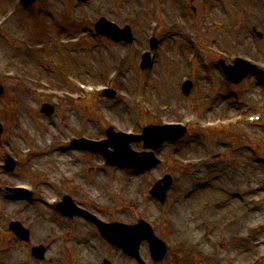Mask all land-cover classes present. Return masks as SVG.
I'll return each mask as SVG.
<instances>
[{
    "label": "rangeland",
    "instance_id": "374dc122",
    "mask_svg": "<svg viewBox=\"0 0 264 264\" xmlns=\"http://www.w3.org/2000/svg\"><path fill=\"white\" fill-rule=\"evenodd\" d=\"M12 1L0 0L1 17L10 9ZM101 1L38 0L31 9L21 8L11 21L13 22L12 29L16 28L18 32H23L33 46L45 44V53H39L36 50L29 51L32 57L28 59L29 56H26L24 50L11 37L0 33V68L22 69L25 64L32 65L27 62L28 59L30 63H37L33 65L35 66L33 77L38 76L39 79H44L46 82L56 81L58 85L64 83L67 88H70L71 85L66 79L68 74L80 77L84 82H93L99 80L100 71L107 73L110 69L106 68L108 62L115 61L109 56V52L117 56L119 53L130 51L132 58L135 56L134 58L137 60V52L141 48L147 47L145 39L148 23L155 19L160 21L159 16L154 15L153 9H151L156 0H107L112 7L109 10L113 19L119 18L118 9L125 13L128 12L126 11L128 9L140 13L133 21L129 19V21L135 22L136 39L132 45H129L131 43L115 44L106 38H101L103 39L101 40L98 37H91L84 40L79 46L80 48L66 50L58 46V38L70 34L72 37L87 30L91 20L95 21L99 15L105 13V10L101 9ZM164 1L167 8L172 11V18L192 21L189 28L180 32L176 29L171 33L168 40L170 47L165 43L160 60L151 71L137 69L135 60H131L123 70L121 80L114 86L118 95L112 98L106 95L101 96L100 99L105 100L103 103H99L96 98H90L79 104L65 101L56 107L53 100L39 98L28 86L25 88L23 83L5 82L1 79L7 84L5 94L0 98V120L5 123L4 127L7 129L6 134L1 136L4 142L2 152L5 154L7 150L10 151L7 142L12 143V147H25L32 144L35 138L42 140L46 135H54L51 138L58 141L59 147H62L61 141L66 135L70 136V132L83 128L85 133L93 138L106 137V130L110 126L115 129L123 126L127 130L137 116L142 117V124L138 127V131L142 132L144 127L157 124L162 118L175 120L188 114H196L205 122L212 121L221 114L225 117L232 116L239 110H245L252 106L255 108L250 109L249 113L257 111L258 103L264 101V85H259L255 77H248L239 85L225 84L224 77L221 76L218 69L213 67L220 58L226 59L223 54L212 56L204 51L198 53L199 59L195 61L191 69L194 73L192 77L194 88L190 95L183 94L178 84L188 68L185 60L192 46L186 36L188 30L203 31L211 19L217 17L212 16L216 9L223 17L226 14L233 16V6L239 1H242L244 7L241 16L237 18L234 15L239 23L247 25L250 22H260L257 27L251 23L247 38L243 36L245 32L234 33L236 39L242 43L240 49L245 55L252 58H256L260 54L264 55V25L261 23L264 20V9L258 7L256 12L254 11L259 0ZM214 3L217 4L215 10L212 6ZM74 5L77 7L76 11L73 8ZM139 7L143 12L134 10ZM39 8H44V12L39 13ZM81 18H86V22H82ZM256 29L263 33L262 39H259L256 33L254 35ZM212 30L210 43L219 44L226 53L232 52L230 47V41L233 39L232 34L223 32L228 39H225L223 43L218 41L216 28ZM200 48L204 50V47ZM43 58L57 62L60 67L52 69L43 67L45 64ZM92 62L97 63L95 64L96 68L92 66ZM104 64L106 66H103ZM207 64L211 67L207 68ZM148 79L149 82H146ZM23 93H26V98L21 96ZM138 94L145 95L152 107L157 104L171 105V111L165 115L152 117L145 106L142 109L134 108L131 100ZM106 101L110 105L109 103L104 104ZM44 104H51L55 107L56 111L53 116L41 114L40 105ZM11 106L17 107L18 112H12ZM113 111L117 113L113 114ZM68 116L69 118H67ZM114 116L116 117L114 118ZM109 121L111 125L107 124ZM192 125L182 136L183 138L181 137L182 140L175 144L166 143L161 152H156L157 158L161 161L164 160L160 165H157L151 172L137 174V179H139L137 189H140L141 186L144 187V194L141 197L142 208L127 213V220L130 221L124 222L137 224L139 218H147L155 226L156 235L165 240L169 249L167 258L163 262L156 263L151 259L148 243L144 242L140 251L142 260L145 264H211L214 262L213 259L221 253L230 260L228 264H251L256 260V264H264V190L260 192L262 194L261 201L258 198L259 193L254 196L250 191L254 184L264 183V124H241L227 128L219 127V129L214 127L203 129V123ZM9 128L16 135L15 138L9 137ZM23 128H27L26 131ZM133 146L139 152H150V150L144 149L143 142L134 143ZM66 150L68 152L64 153L70 154L73 158L68 157L69 162L43 163L42 160L52 157L49 153L46 156L37 157L30 163L25 161L22 168L16 171L17 174L20 173L18 175L20 179L11 177L10 174L8 178L14 179L13 182L33 181L47 196H53L58 194V186H54L56 188L54 192L48 191L50 183L45 176L38 172V168L59 181L61 172L72 171L77 167L81 168L84 170V174L79 178L77 176V181L65 183L61 180L64 188L66 187L73 193L74 201L79 208L95 214L102 221H110L108 223L118 221L114 214L110 215L107 212H102L99 217L97 214L99 209L90 200L98 192L95 190L97 189L94 183L95 178H109L110 181L119 178L123 181L127 170L108 167L105 171H101L98 170L97 163L99 160H103L102 155L73 148H66ZM181 157H202L210 160L206 165L181 167L172 161L174 158ZM209 170L215 172L213 173L214 179L208 177ZM251 170L256 174L253 175L254 177L250 175ZM167 173L173 174L176 178L165 202L161 203L159 200L151 198L149 188L156 184L159 177ZM126 176L131 175L127 174ZM5 183L8 182L5 181ZM188 183H194L190 185L193 190H191L192 192L189 190V193L183 190L187 188ZM214 183L218 184V191L212 189ZM43 184H46L45 188L48 190L42 187ZM180 186H183V189H179ZM194 189L196 190L194 191ZM102 191L106 192L105 189ZM179 191L184 193H179ZM237 192L239 195L233 196ZM139 194L141 193L139 192ZM98 195H103V192ZM233 197L237 199V205L226 206ZM215 198L218 199L215 200ZM7 199L0 194V264H4L8 260V252L12 248V243L15 242L23 251L22 255L17 257L21 261V263L17 262L18 264H97V255V261L94 258L88 262L87 255L80 254V251L77 250L81 244L80 240L83 239L90 241L94 239L96 243L93 246L97 248L98 254L104 255L110 264H139L121 249L112 246L102 238L95 223L85 216H77L72 219L63 217L58 210L48 209L37 198L19 200V210L22 213L13 215L6 209ZM151 199L155 204L154 212L147 206ZM186 201L190 202L189 210L194 223L204 221L199 226L202 235L195 241L194 246L182 244L183 234L179 233V226L184 227L186 223L177 220V216L172 210L178 202ZM205 201H209L210 206L205 207L203 205ZM217 201L221 203L219 206H216ZM212 204L215 206L213 207ZM23 207L26 209L25 211L22 210ZM252 210L254 211L252 212ZM211 211H213L212 214H210ZM25 216L32 217V220L37 221L35 225L30 226L29 221L25 222L24 218L21 219ZM175 220L178 221L177 233L171 231ZM12 222H20L24 227L30 229L32 238L29 244L19 241L12 234L9 229ZM82 225L85 226V229L86 227L94 228L96 237L93 234L91 235L94 238L85 236ZM36 230L40 236L36 237ZM46 233L56 235V239L52 242L54 245L51 253L45 255L44 259L37 260L32 256V250L30 252L29 250L36 244H43L42 236ZM78 236H80L79 239L76 238ZM94 251L95 249L92 248V252Z\"/></svg>",
    "mask_w": 264,
    "mask_h": 264
},
{
    "label": "bare ground",
    "instance_id": "6f19581e",
    "mask_svg": "<svg viewBox=\"0 0 264 264\" xmlns=\"http://www.w3.org/2000/svg\"><path fill=\"white\" fill-rule=\"evenodd\" d=\"M101 2H102V7L105 9H108L109 2H107V0H102ZM101 2H99V3H101ZM258 3L264 9V0H260V2H258ZM214 8L216 9L215 6H214ZM103 66H106V64H104ZM107 66H108V64H107ZM168 112H170V109L168 110ZM112 113L116 114L117 112L113 111ZM188 128L190 129L191 127H188ZM68 157L73 159L70 154L54 153L53 157H51L50 159L42 160V162L43 163H48V162L52 163L53 162L54 164L61 162V161L69 162L70 159ZM213 173H215V172H213L212 170H209L207 172L208 177H210V178L215 177V176H213ZM126 175L127 174L124 175L125 180H123V181H121L119 178H117L114 181H110L109 178L108 179H106V178H104V179L103 178H95L94 183L97 187L96 190L99 193H101V190L105 189L106 192L109 193L110 195H106L104 200L102 199V196H100V195L99 196L93 195L91 198L93 200V202L101 201V203L106 207H108L110 205L111 200L112 201L116 200V202L119 205V208H118V211L115 212L114 216L116 217L117 220H121V221H130V220H127V218H128L127 213H131V211H136L138 208L141 209L142 203H143V200L140 199V197H142V195L139 194V191L137 190L138 183H139V179H137V175L135 173H133L131 176H126ZM250 175H251V177H253V175H256V174L253 170H251ZM179 181H181V179H179ZM192 184H194V183H188L186 185L188 189L187 188L183 189L182 188L183 186H180L179 189H183V190H185V192L189 193V190L190 191L193 190V188H191V186H190ZM203 184L205 185V183H203ZM100 188H102V189L100 190ZM212 189H215L216 191H218V184L214 183L212 185ZM195 190L196 189H194V191ZM182 192L183 191H179V193H182ZM235 195H239L238 192L233 194V196H235ZM259 198H260L259 201H261L262 200L261 199L262 194H259ZM217 199L218 198H215V200H217ZM236 200L237 199L235 197H233L232 200H229V202L226 204V206L231 207V205L232 206L237 205ZM151 204H152V206H150ZM216 204H219V201H217ZM154 205L155 204L152 200L147 203L148 208L150 210H152V212H154V209H155ZM203 205L205 207H208V206H210V202L205 201V202H203ZM189 206H190L189 201L178 202L175 205V207H173L172 210H173L174 214L177 216V220H180V222L186 223V226H184V227L179 226V233L183 234L182 242L184 244L188 243L187 245L191 244L194 246L196 244L195 241L197 239H199L202 235L199 226L204 221L201 220V222H195L194 223L192 216L190 214ZM212 206L214 207L215 204H212ZM6 209L8 210V212L10 214L17 215L19 213L20 204H18L17 202L8 201L6 203ZM212 209H214V208H212ZM214 210L217 211L216 209H214ZM212 213H213V211L210 212V214H212ZM218 213L221 214L220 211H218ZM170 225H172V224H170ZM82 226L84 227L83 233L85 234V236L96 237L95 236L96 230L94 228L86 227V229H85V226L84 225H82ZM171 231L174 233L178 232V221L175 220V223L172 225ZM2 232L4 233L3 230H2ZM38 234H39V232L37 230L36 236H38ZM91 234H93V236ZM4 235H5V233H4ZM205 235H207V234H205ZM39 236H40V234H39ZM80 242H81V244L78 246V251H80V254L81 253L86 254L88 257V260H89L88 262H91V260H94V258L97 261V258H96L97 254L96 253L98 251H97V248L93 246L94 243H96V241L94 239H91V241L88 239H83V240H80ZM92 248L95 249L94 252H92ZM22 252H23L22 248L17 243H12V248L8 252V255H7L8 260H6L4 264H15L16 262H21L17 257L20 254L22 255ZM213 261L214 262L211 264H219V263L222 264L224 262H226L228 264V262L230 260H228L225 255H222L220 253V254H218V256L215 259H213Z\"/></svg>",
    "mask_w": 264,
    "mask_h": 264
}]
</instances>
